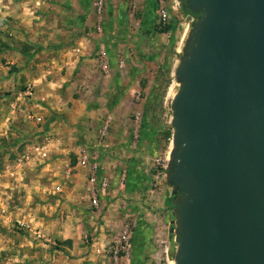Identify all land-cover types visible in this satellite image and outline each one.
I'll return each mask as SVG.
<instances>
[{
  "label": "crops",
  "instance_id": "obj_1",
  "mask_svg": "<svg viewBox=\"0 0 264 264\" xmlns=\"http://www.w3.org/2000/svg\"><path fill=\"white\" fill-rule=\"evenodd\" d=\"M92 1L0 0V264H112L106 228L122 227L128 193L137 185L164 197L168 192L169 185L138 162L130 134L121 128L131 123L139 90L140 69L123 36L128 21L120 20L123 33H112L115 18L110 16L117 3L106 0L101 18ZM101 19L103 30L97 33ZM101 52L107 56L106 73ZM29 86L31 97L25 95ZM105 116L121 124L111 134L120 138L116 144L96 142ZM84 147L98 150L92 158L99 176L112 178L114 190L97 193L102 209L91 206L88 170L77 165ZM23 156L27 159L19 162ZM142 158L146 161L147 155ZM124 169L138 175L125 174L124 179ZM15 222L24 225L20 233L11 229ZM37 232L55 245H46ZM124 260L117 264H127Z\"/></svg>",
  "mask_w": 264,
  "mask_h": 264
},
{
  "label": "water",
  "instance_id": "obj_2",
  "mask_svg": "<svg viewBox=\"0 0 264 264\" xmlns=\"http://www.w3.org/2000/svg\"><path fill=\"white\" fill-rule=\"evenodd\" d=\"M175 67L174 264H264V0H182Z\"/></svg>",
  "mask_w": 264,
  "mask_h": 264
},
{
  "label": "rangeland",
  "instance_id": "obj_3",
  "mask_svg": "<svg viewBox=\"0 0 264 264\" xmlns=\"http://www.w3.org/2000/svg\"><path fill=\"white\" fill-rule=\"evenodd\" d=\"M148 1L151 0H115L117 3L116 8H112L115 14L114 16H110L111 18H115V21L111 19V22L115 23L112 25V27H114L112 33H115L116 30H119L118 34H121V32L123 33V30L119 27V23L122 18L126 17L124 19L128 21L129 28L127 29L128 34H126V36L123 33L125 37L124 41H126L129 46L133 47L134 56L136 58H134V62H137L138 68L140 69V74H138L139 90L135 92V98L138 104L135 106V110H132V113L130 112V125H124V123L121 125L119 121H115L114 116H111L112 118L105 135L102 136L99 130L95 139L99 145L105 141L116 144L120 138L115 136V133L111 136L113 127L115 124L121 125L123 129L126 127V130L130 134L129 144L132 146L131 150L133 153L135 152L137 154L136 158L139 159L138 162L148 167L151 171L153 169L154 173H156V160H169L168 154L172 148V128L170 126L172 120L171 102L179 88L174 70L179 62L180 56L183 54L185 41L191 29V24L196 18L186 15L183 12L182 0L178 2V6L174 9L170 7L171 5L167 4L169 14L168 22L167 25L161 29L156 21L158 5L154 3V0L153 4H149ZM118 7L119 9H117ZM105 10L104 6L100 15L101 18H103ZM116 11H118V15H116ZM150 14H152V17L154 16L155 22H152V19L149 18ZM103 22L104 20L101 19L97 25L103 28ZM105 120H107V116L104 117L102 122L104 123ZM144 120L147 124L145 129L142 128ZM103 123L101 125H103ZM169 130L171 131V137L167 138L166 133ZM92 145L93 144H91V146ZM93 150L95 151V149L89 151L90 156H96L97 158L99 152L98 150L93 152ZM132 151L130 153H132ZM145 154L147 155L146 161L142 158ZM113 158H116L115 155H113ZM116 170L117 169L113 167L111 168L112 176H114L112 171ZM127 171L128 169H124L122 172L124 177L125 174L127 176L129 173L130 175L131 173L138 175V172H133L132 170L131 172ZM105 177L108 181V187L105 191L107 195V193L112 192L114 188L111 187L110 181L112 178L109 174ZM131 177L134 178L133 175H131ZM160 177L162 184L164 186L167 185L165 177L162 175ZM124 179H126V177ZM123 182H125V180H123L122 183ZM151 186L152 188L155 187L154 184H151ZM144 190L145 189L140 185H137L130 191L131 193H128L130 195V198L127 200L129 211H126L127 216L124 215L122 227L115 230L114 226L108 224L106 228L108 229L107 238L110 239L106 255L109 256L112 264H117V262L112 259L110 251L120 237L122 230L126 227H128L133 234L132 251L130 257L124 260L125 263L166 264L164 259L165 255L162 251V246L164 245L161 243L162 241L169 247L170 261H174L176 243L173 232V221L175 220V214L173 213L174 205H168L169 200H176V197L173 196L174 188L170 186L169 188L165 187V190L168 191L165 197L164 193L161 194L163 195L162 197L161 195H156L150 191ZM162 199H165V203L163 204L164 209L160 208ZM92 207L94 210L102 209L100 206L96 208L94 206ZM102 211L104 212V210ZM97 222L101 224L104 223L100 218ZM163 225L164 230L162 229ZM148 228L149 231H146V233L143 232V229ZM11 229L16 231V233H20L21 231L16 222ZM1 230L2 228L0 226V231ZM0 240H2V235H0ZM146 245H150V247H145ZM171 264H174V262Z\"/></svg>",
  "mask_w": 264,
  "mask_h": 264
},
{
  "label": "built area",
  "instance_id": "obj_4",
  "mask_svg": "<svg viewBox=\"0 0 264 264\" xmlns=\"http://www.w3.org/2000/svg\"><path fill=\"white\" fill-rule=\"evenodd\" d=\"M155 3L158 5V10L156 11L157 16V23L159 27L162 29L167 25L168 22V9L167 4L171 5V8H176L178 6V2L180 0H154ZM106 0H93L91 2L93 9L95 10L96 14L98 16L101 15L102 9L105 6ZM173 4V5H172ZM95 30L97 33H102V27L100 25H97L95 27ZM100 64L102 66V70L106 73L108 71V61L107 56L103 52L100 53ZM124 64V60L120 59L118 61V66L122 67ZM25 95L27 97H31L33 95V89L31 86L27 87L25 90ZM111 121V118L108 117L107 120L103 123V125L100 126V134L102 136L105 135L109 122ZM27 157L23 156L22 159L19 160H26ZM167 163L168 161H161L160 159L156 160V175L165 177L166 169H167ZM77 165L81 168H86L88 170V177L89 181L92 184L93 188V198H92V206L95 208L98 207V199H97V193L100 192V194H104L106 191V188L108 187V181L106 180V177L99 176V166L94 161V159L90 156V153L86 147L81 148L77 153ZM163 169V170H162ZM19 229H23L24 225L21 222H16ZM132 231L126 227L122 230L120 237L115 242L114 247L110 251L112 254V259L115 262H118V260L121 257H124L125 259H128L130 257L131 251H132ZM35 236L38 237L40 240H42L46 245L48 246H54L55 243L47 236L37 232L35 233ZM164 244L162 246L163 254L165 255L164 259L166 264H171L174 261H170L169 256V247L167 244L164 243V241L161 242Z\"/></svg>",
  "mask_w": 264,
  "mask_h": 264
},
{
  "label": "trees",
  "instance_id": "obj_5",
  "mask_svg": "<svg viewBox=\"0 0 264 264\" xmlns=\"http://www.w3.org/2000/svg\"><path fill=\"white\" fill-rule=\"evenodd\" d=\"M182 9H183V12L186 14V15H189L193 18H196L197 16L192 14L184 5L183 1H182ZM163 29V28H162ZM163 32V31H162ZM145 127H147V124H146V121L144 120L143 123H142V128L145 129ZM166 136L167 138H170L171 137V131L169 130L167 133H166ZM166 172V171H165ZM176 197V196H175Z\"/></svg>",
  "mask_w": 264,
  "mask_h": 264
},
{
  "label": "flooded vegetation",
  "instance_id": "obj_6",
  "mask_svg": "<svg viewBox=\"0 0 264 264\" xmlns=\"http://www.w3.org/2000/svg\"><path fill=\"white\" fill-rule=\"evenodd\" d=\"M176 198H177V196H176Z\"/></svg>",
  "mask_w": 264,
  "mask_h": 264
}]
</instances>
